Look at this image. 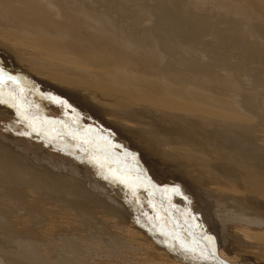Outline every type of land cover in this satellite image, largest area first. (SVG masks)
Returning <instances> with one entry per match:
<instances>
[{
  "label": "rangeland",
  "instance_id": "1",
  "mask_svg": "<svg viewBox=\"0 0 264 264\" xmlns=\"http://www.w3.org/2000/svg\"><path fill=\"white\" fill-rule=\"evenodd\" d=\"M14 2L17 3L12 4ZM57 6H62L76 17L96 15V31L86 33L89 29L94 30L89 23L77 22L75 18L66 19ZM17 10L24 11L26 16H17ZM33 10L39 11L40 15L31 19L28 16ZM0 34L16 43V48L24 46L38 50L54 59L67 61L70 66L82 64L84 59L95 57L96 53L86 49L67 50L70 56L64 58L61 49H48L50 41L129 39L133 42V57L158 60L156 68L173 70L184 76L177 88L184 98H188L192 91L200 92L189 108L202 115L203 123L209 119L215 132V138L209 140L211 142H207L204 136L184 145L188 151L184 153L193 160H190L192 165L189 163L181 168L192 169H183L187 175L188 171L195 170V173L189 172L195 174V179L185 178V174L179 179L171 176V179L168 175L171 180L165 184L171 190L167 199H174L170 210L173 208L174 213L175 209L178 221L182 215L187 216L180 220L189 221L199 231L185 232V235L181 232L182 236L191 237V242L185 244V238L181 236H178V241L172 233L159 232L162 230L157 228L158 224L162 227L160 220L152 228L155 232H140L141 228L136 225L137 228L133 227L139 232H129L121 238L122 226L120 229L107 211L94 202L87 205L86 211L81 212L76 220L70 222L63 219L64 225L57 226V220L53 218H57L58 202L65 200L69 203L71 195L63 198L52 192L51 195L57 199L52 203L41 201L36 215V222L42 225L39 232L52 236V246L44 247L46 249L39 255L38 264H264V243L261 239L264 237V0H3L0 6ZM0 45L13 47L6 41H0ZM30 69L44 73L45 78L29 82L26 75L0 67V113L6 112L5 120L15 122L17 129L25 128L31 133L37 127L44 128L48 132L47 139L63 147L67 144L72 152L83 150L85 141L88 144L93 143L89 141L103 144L109 139L104 131L107 120L99 110L93 109L88 114L47 88L49 79L65 75L62 65L45 59ZM73 88L88 93L84 86ZM193 122V125L200 124ZM224 131L241 135L233 148H227L222 140L221 133ZM61 133L66 140L60 139ZM114 142L116 147L113 149L119 151L118 154L125 160L122 148L117 147L122 144L118 140ZM131 156L139 159L135 153ZM222 159L233 163L228 160L225 163ZM198 161L203 162L200 164ZM131 162H126L131 169L134 165L141 166L138 160ZM194 163H198V167ZM226 164V168L229 167L225 168L227 171L221 168ZM108 166L113 167L112 164ZM81 176L88 175L83 171ZM195 176H200L201 180L197 177L199 183L203 180L201 185L196 182ZM240 178L244 187L239 182ZM80 179L84 183L88 180L86 177ZM158 182L155 180V183ZM235 182L238 184L235 185ZM203 183H207L206 188ZM210 183L220 184L218 186L221 187L213 189ZM70 185L65 184L66 187ZM173 191L182 194L180 199ZM162 197L165 198L164 195ZM235 199L251 206L248 214L255 220L256 226L250 222L231 223L235 216L242 215L240 208L233 209ZM182 200L187 202V213L181 204L176 203ZM6 205L16 211L19 209L13 201L6 202ZM179 211L182 213L179 214ZM188 213L194 217V223ZM128 220L135 222L131 217ZM187 223L185 221V226ZM142 229L145 230L144 227ZM14 233L15 241L19 242L21 232ZM155 237L164 238L167 244L161 245L154 240ZM207 248L213 254L215 252L217 259L206 256L205 251V254L200 252ZM30 251L20 252L22 261L36 264L28 261ZM3 256L0 264H4L1 262Z\"/></svg>",
  "mask_w": 264,
  "mask_h": 264
},
{
  "label": "bare ground",
  "instance_id": "2",
  "mask_svg": "<svg viewBox=\"0 0 264 264\" xmlns=\"http://www.w3.org/2000/svg\"><path fill=\"white\" fill-rule=\"evenodd\" d=\"M15 3L17 2L12 4ZM2 4L3 0H0V6ZM56 8L66 19L75 18L77 22L89 23L94 30L89 29L86 33L96 31V15L76 17L64 10L62 6ZM15 14L19 17L26 16L22 10H17ZM38 15L40 12L33 10L28 17L34 19ZM0 41H6L13 45V47L0 45V67L11 69L12 73L26 75L25 77L29 82L40 81L45 78L44 73L30 69L40 60L46 59L62 65L65 75L60 78L49 79L47 88L49 87V90L51 89L56 96L64 101L83 108L88 114L93 109L99 110L102 117L107 120L104 131L109 136L106 135L109 139H106L103 144L97 141H89V143H93L88 144L85 141L83 142L85 145L83 150L72 152L73 149L67 144L63 147L58 142L47 139L48 132L46 129L37 127L33 133L25 128L17 129L15 122L4 119L5 111L0 113V254L3 248H6L4 256L0 255V258L3 256L1 262L4 264H25L20 252L31 249L28 261L38 264L39 255L46 249L44 247L46 245L52 246V244L50 245L52 236L48 237L46 232H39L42 225L36 222V215L40 209L38 205L41 201L52 203L53 200L57 199L55 195H51L52 192L63 196V198L71 195L69 203L65 200H62L61 203L58 202L60 206L55 213L57 218H53V220H57V226L64 225L63 219L70 220V222L76 220L81 212L86 211V206L94 202L99 203L107 211L120 229L122 226L121 238L126 237L129 232H139L133 226L135 228L140 227V232H155L152 228L154 229L155 224L160 220L162 227L158 224L157 228L162 230L159 232L172 233L177 239L178 236L185 238V244L191 242V237L188 238L187 234V237L182 236L181 232H184L183 235H185V232L199 231L192 227L187 220L185 221L190 224L187 223L185 226V221L183 222L185 215H182L183 220H180L182 219L180 216L178 221L175 209L174 213L173 208L170 210L174 199H167L166 196H168L169 191L171 194V190L165 184H168L171 176L174 179H179L187 175V172L183 170L185 167L181 168V166L189 163L192 165L190 162L192 157L190 158L187 153H184L188 152L184 149L187 141L198 140L200 137L206 136L205 140L211 142V139L215 138L210 120L208 119L207 123H203L202 115L189 108L190 104L196 102L200 92L192 91L188 98H184L181 92L177 90L178 82L184 76L173 70L156 68L158 60L133 57V42H130L129 39L117 38V41L105 38L94 40L69 39L53 40L48 43L49 50L61 49L64 51L61 53L64 58L70 56L67 50L86 49L96 53L95 57H88L83 60L82 64H75L74 66H70L67 61L54 59L49 54H41L35 49H28L24 46L16 48L14 47L16 43L2 34H0ZM73 86H84L88 93L73 88ZM173 97L177 99H173ZM193 121L200 124L193 125ZM36 124L42 123L37 122ZM61 135L60 139L66 140V136L63 133ZM111 137L115 140L110 139ZM221 138L226 142L227 148H233L241 135L234 131H224L221 133ZM116 140L122 144L117 145V147L122 148L121 151L123 152H120L126 156L123 158L128 161L123 160L118 154L119 151L113 149L116 147L114 145ZM134 153L138 155L139 159L131 158ZM133 159L138 160L141 166L134 165V169H131L126 162L132 164L131 160L133 161ZM227 160L228 162L231 161L229 159H222L221 161ZM194 161L196 160L194 159ZM202 162L198 161L200 164ZM228 162L227 164H230ZM108 164H112L113 167L108 166ZM222 164L224 163L222 162ZM227 164L221 168L224 170ZM197 167L195 168L197 169ZM189 168L185 169L189 170ZM83 171L88 176H81ZM190 171L185 178H194L195 170L191 171L194 172V175H191ZM168 175L169 179L167 178ZM81 177L83 179L86 177L88 180L85 183L81 182ZM195 177L196 182L201 185L203 180L199 183L200 176ZM154 179L159 182L155 183ZM210 180L212 181V178ZM241 180L239 182L242 184L243 180ZM65 184L71 185L66 187ZM87 184L88 187H86ZM194 184L196 183L194 182ZM210 184H212L211 188L214 187L213 189L221 187L218 186L220 184ZM234 184L236 185L238 182ZM205 185L207 187V183L204 184V187ZM232 192L234 191L232 190ZM172 193L176 192L173 191ZM180 194L177 192L176 196L178 195L179 198ZM9 201H13L19 206L18 211L7 207L6 202ZM182 202L183 200L181 202L176 201L183 206V210L187 213L189 211L187 202L185 201L183 204ZM178 207L176 206V208ZM249 207L251 208L243 200L235 199L233 209L240 208L242 215L235 216L231 223L248 224L250 222L255 225V220L248 214ZM180 211L179 214L182 213ZM176 212L178 213V211ZM189 215L191 216L190 213H188ZM128 217L133 218L135 222H128ZM14 232H21L19 242L15 241ZM243 232L245 231L243 230ZM258 236L262 237V234H258ZM193 237V241L197 242ZM248 238L247 240H249ZM261 239L264 243V237ZM154 240L161 245L166 243L164 238L155 237ZM197 244L194 245L196 248L199 245ZM131 246L130 248H132ZM203 246L205 247V245ZM204 251L206 256L216 258L215 252L213 254L211 249L207 248V250L200 252L204 253Z\"/></svg>",
  "mask_w": 264,
  "mask_h": 264
}]
</instances>
